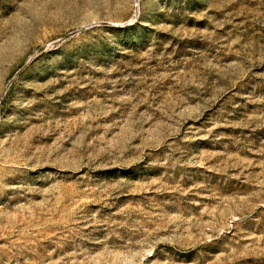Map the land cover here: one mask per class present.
<instances>
[{
    "label": "rangeland",
    "instance_id": "obj_1",
    "mask_svg": "<svg viewBox=\"0 0 264 264\" xmlns=\"http://www.w3.org/2000/svg\"><path fill=\"white\" fill-rule=\"evenodd\" d=\"M0 264H264V0H0Z\"/></svg>",
    "mask_w": 264,
    "mask_h": 264
}]
</instances>
